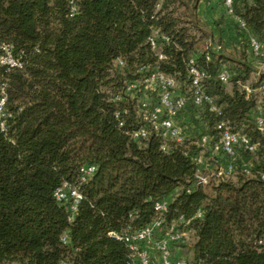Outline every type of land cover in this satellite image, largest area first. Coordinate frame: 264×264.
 Listing matches in <instances>:
<instances>
[{"label":"trees","instance_id":"1","mask_svg":"<svg viewBox=\"0 0 264 264\" xmlns=\"http://www.w3.org/2000/svg\"><path fill=\"white\" fill-rule=\"evenodd\" d=\"M211 1L0 0V41L24 62L9 74L10 126L0 133V264H130L127 247L109 232L149 223L154 202L168 195L165 222L186 229L181 247L189 264H264V133L254 123L259 100L264 115V68L251 94L241 87L257 71L248 37L264 46V0L233 4L246 26H237L246 49L236 59L224 51L220 31L222 49L205 48L214 35L205 33L197 8ZM153 30L169 41L152 49ZM190 57L210 74L206 90L223 114L204 111L200 121L189 105L188 118L209 133L221 118L257 141L256 153H242L248 174L239 163L232 177L195 185L191 155L200 147L163 152L155 136L128 134L139 120L136 99L124 94L127 82L156 68L185 91ZM221 64L233 73L230 91L213 77ZM85 164L96 170L80 182ZM63 181L82 192L73 220L53 197Z\"/></svg>","mask_w":264,"mask_h":264},{"label":"built area","instance_id":"2","mask_svg":"<svg viewBox=\"0 0 264 264\" xmlns=\"http://www.w3.org/2000/svg\"><path fill=\"white\" fill-rule=\"evenodd\" d=\"M235 1L222 0V4L227 15L237 26L246 29L245 22L233 12ZM74 11L75 9L72 8V13ZM158 40L168 42L169 38L158 30H153L148 38L152 49L158 47ZM222 45L223 43L208 41L205 48L218 52L222 49ZM248 50L250 56L258 61L257 71L253 73L257 78L260 70L264 68V61L259 62L264 56V46L254 36H249ZM158 58L162 59L164 55L158 53ZM206 58L208 59L209 56L207 55ZM23 64L21 54L15 51L14 45L0 41V133H7L10 126L11 113L6 108L9 74L15 69H20ZM188 74L190 80L185 91L181 90L174 77L156 68L143 78L127 82L124 94L136 99L135 112L139 120V124L128 131L129 136L138 141L153 135L158 138L159 148L163 152H169L173 146L195 144L200 147L198 153L191 155L196 167L195 185H205L212 178H230L236 172L239 163H241V171L248 174L250 162L243 159L242 153H256L259 143L245 132L232 130L228 122L221 118L213 125L215 133L196 128L187 115L189 105L193 107L195 119L200 121L204 111L214 114L215 117L222 116L223 112L221 106L207 93L206 80L210 78V74L198 67L193 57L188 61ZM232 76V71L225 64H221L213 74L214 79L224 85L230 83ZM241 87L248 95L254 91L248 82L242 83ZM258 89L264 91V80ZM259 103L260 100L254 113V123L257 129L264 133L263 108ZM115 116H120L119 111ZM119 125H123V121H120ZM194 129L197 134L193 132ZM95 170L96 166L93 164L82 165L79 169L80 182L89 180ZM53 197L58 204L67 209L69 219L73 220L82 199L80 188L71 182L63 181L54 189ZM172 197L168 195L156 200L153 204L154 217L142 227L109 232L110 237L121 241L127 247L130 264H189L188 259L180 256L175 247L186 239V229L179 228L174 221L168 224L165 222V214ZM200 216L201 211L198 210L194 217ZM188 222L186 221L185 224ZM61 242L63 244L69 242L67 231L62 234ZM258 242L262 243L264 239Z\"/></svg>","mask_w":264,"mask_h":264},{"label":"rangeland","instance_id":"3","mask_svg":"<svg viewBox=\"0 0 264 264\" xmlns=\"http://www.w3.org/2000/svg\"><path fill=\"white\" fill-rule=\"evenodd\" d=\"M212 2V1H211ZM204 2H201V4H203ZM206 4V3H204ZM207 5V4H206ZM212 10H213V16L210 17L209 19L206 17L205 15L203 16L198 15L201 23H203V25H205V33H211L213 34V31L216 32V35H214V40L213 42H216L218 40H220L219 35V31L220 32H224L225 29L226 31H228L227 33L225 32V41H223L225 43V52L227 55H229L231 58L236 59L239 56L243 55V51L242 49H246V41L245 39H243L239 33L237 24L227 15L226 10L222 4V0H217L214 2V4L211 6ZM228 26V27H226ZM197 35H200L199 32L197 33ZM212 39V38H211ZM231 60V59H230ZM256 65H258V62L255 61ZM235 63L233 61H229L227 63V65H234ZM247 82L249 83V85L252 87V85L254 83L257 82V78L253 76V71L250 73L249 78L247 80ZM232 84L228 83L226 84V89L227 90H231ZM235 178H232V180H234ZM191 240V236L188 234V239L186 241H190ZM187 243V242H186ZM181 244H177L175 245L176 247V251L178 254H180L181 256H185L186 255V248L181 247ZM181 248V249H180ZM181 251V252H180Z\"/></svg>","mask_w":264,"mask_h":264},{"label":"crops","instance_id":"4","mask_svg":"<svg viewBox=\"0 0 264 264\" xmlns=\"http://www.w3.org/2000/svg\"><path fill=\"white\" fill-rule=\"evenodd\" d=\"M215 1H217V0H212V2H209V3H207V5L206 4H199L198 5V8H197V13H198V15H205V18L207 17L208 19L210 18V17H212L213 16V10H212V8H211V6L214 4V2ZM226 27H228V26H226ZM225 32L227 33L228 31H226V29H225V31L224 32H221L220 33V36H221V38H222V40L223 41H225ZM213 34L214 35H216V32L215 31H213Z\"/></svg>","mask_w":264,"mask_h":264}]
</instances>
